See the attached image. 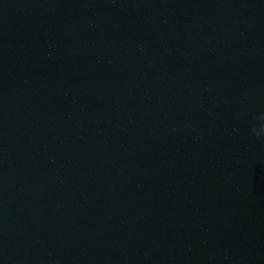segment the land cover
<instances>
[{"label": "water", "instance_id": "water-1", "mask_svg": "<svg viewBox=\"0 0 264 264\" xmlns=\"http://www.w3.org/2000/svg\"><path fill=\"white\" fill-rule=\"evenodd\" d=\"M0 264H264V0H0Z\"/></svg>", "mask_w": 264, "mask_h": 264}]
</instances>
